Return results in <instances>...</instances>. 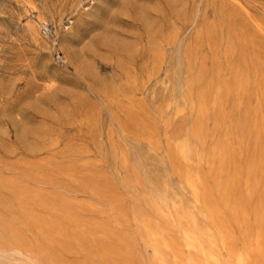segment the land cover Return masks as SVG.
Instances as JSON below:
<instances>
[{
    "label": "rangeland",
    "instance_id": "obj_1",
    "mask_svg": "<svg viewBox=\"0 0 264 264\" xmlns=\"http://www.w3.org/2000/svg\"><path fill=\"white\" fill-rule=\"evenodd\" d=\"M184 11L177 16L168 0H0V264H148L135 210L152 216V204L162 198L165 225L188 257L170 207L193 204L170 159L174 143L193 142L197 73L209 86L202 159L210 157L212 142L246 118L248 133L260 136L255 148L236 150L235 159L244 167L255 158L260 170L258 187L242 194L241 204L260 205L264 29L254 21L264 26V0H210L207 8L203 0H187ZM191 13L197 14L193 23L185 17ZM224 13L244 28L228 30ZM79 14L87 21L73 37L67 26ZM172 26L175 41L167 38ZM63 34L68 43H61ZM155 42L162 44L159 65ZM188 47L202 60L200 71L198 61L184 55ZM131 75L146 79L134 99L124 95ZM210 84L227 90L210 96ZM199 170L208 172L205 160ZM247 223L254 234L252 213ZM233 230L240 245L238 224ZM102 243L109 245L103 254ZM125 255L131 260L122 261ZM249 264L264 260L253 256Z\"/></svg>",
    "mask_w": 264,
    "mask_h": 264
},
{
    "label": "bare ground",
    "instance_id": "obj_2",
    "mask_svg": "<svg viewBox=\"0 0 264 264\" xmlns=\"http://www.w3.org/2000/svg\"><path fill=\"white\" fill-rule=\"evenodd\" d=\"M168 2L176 10L177 16L184 15L187 0H168ZM203 3L206 8L210 6V0H203ZM59 9L48 10L49 16L52 17ZM91 13L89 11L87 14ZM37 17L41 24H46L43 14L39 13ZM185 17L190 23H193L197 19V14H185ZM223 18L228 30H232L234 33L244 28L243 23L238 24L236 20H230L232 16L229 13H224ZM86 21L87 19L82 14H79L76 17V22L67 26V34L74 37L78 34L81 26L86 24ZM254 25L260 30L264 29V26L258 21H254ZM29 28L34 34L36 33V26L33 23L29 25ZM67 34L61 35V43H68L70 41ZM167 36L170 41H175L178 38L177 27L172 26ZM247 42L252 44V40L250 39ZM153 51L155 53V65H159L162 61V44L155 42ZM184 52V55L186 57L189 56V59L192 58V61H198L193 47L186 48ZM76 55L77 57L81 56L79 53ZM198 63L200 71L202 69V60L199 59ZM149 75L147 73L146 79H148ZM144 79L137 75H131L126 80L125 86L128 90L124 95L128 99H134L135 94L133 90L140 80H142L141 82L146 80ZM194 81L197 85L196 94L199 95V100L197 122L191 129L193 142L190 143L188 138H185L174 143L171 147L174 161L170 159L173 171L179 176L182 187L186 188L193 204L188 208L184 205H172L170 207L175 215L172 225L182 235L183 244L191 254L188 257L184 256L180 247V241L176 239L173 232L165 225V222L169 221V214H166L162 208V206L168 207L166 200L162 198L160 204H152V216L140 214L135 210V218L140 235L143 237L145 246L150 250L147 263L249 264L253 256L264 260V185L259 196L260 205L258 207L250 210L241 204V195L245 194V196H248L258 187V182H256V176L260 170L257 165L258 162L255 163L256 160L253 158L250 160L252 164H246V166L242 167L235 159L236 150H247L251 145L255 148V143L260 134L258 132L254 134L248 133L246 129L248 120L246 118L238 122L234 120L235 123L232 130L226 132L223 140L216 139L212 142L210 157L202 159V152H200L198 144L204 134L202 121L203 117L207 114L204 96L209 86L204 82L201 73L196 74ZM211 86L210 84V96L212 94L216 95L221 90H227V87L223 88L218 84L215 87ZM241 87L239 85L236 91L238 99L242 97ZM262 113V109H259L258 114ZM257 118V114L255 113L254 127L257 126ZM262 119L264 120V118ZM148 138L151 139L152 135H148ZM202 160H205L208 165V172L206 174H203L199 170V164ZM260 172L264 175V171ZM241 181H243V189L240 187ZM159 187L165 189L166 182H161ZM249 213H252L254 218L256 227L254 234L249 232L247 223ZM233 223L238 224V227H240L241 247L236 241ZM99 248L101 254H103L109 248V245L102 243L99 245ZM14 249L15 251H20L17 248ZM42 249L43 251L48 250L45 247ZM222 253L226 254V259L223 262L221 258ZM119 258L121 257H111L112 261H116ZM130 260V255H125L122 258L124 262ZM255 261L258 262V259H254L253 262Z\"/></svg>",
    "mask_w": 264,
    "mask_h": 264
}]
</instances>
